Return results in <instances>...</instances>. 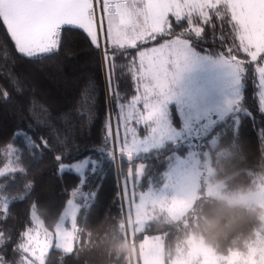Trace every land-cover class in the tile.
Listing matches in <instances>:
<instances>
[{
  "label": "trees",
  "instance_id": "1",
  "mask_svg": "<svg viewBox=\"0 0 264 264\" xmlns=\"http://www.w3.org/2000/svg\"><path fill=\"white\" fill-rule=\"evenodd\" d=\"M172 19L173 31L191 40L190 47L199 54L218 58L233 43L230 25L216 21L219 27L215 33L210 26H205L204 34L195 37L184 30L186 21L176 24ZM85 37L82 31L68 32L63 35L58 54L33 63L19 56L0 25V86L9 93L6 100L0 98V160L5 159L4 147L21 129L37 140L40 136L48 138L53 149L33 151L23 136L16 138V144L24 149L18 165L23 172L14 178L0 179V206L7 205L6 217H0V255L6 264L25 262L19 246L24 242L21 236L29 227L31 213H36L45 229L54 231L78 183L76 176L60 174L55 156L61 151L66 157L90 152L100 155L106 149L105 122L109 111L116 122L117 105L127 104L138 94V52L158 47L168 38L157 37L148 43L138 42L136 48L113 52L112 46L102 44L97 48ZM221 40H224L223 47ZM105 48L115 57L112 85L117 81L119 84L115 96L107 79ZM244 55L241 52L238 58L243 59ZM243 82L236 111L196 139L203 142L196 143V147H201L198 154L201 162L205 157L210 161L209 182L223 183L224 191L230 194L255 192L264 185V112L256 96V72L251 65L244 72ZM109 98H112L110 109ZM168 118L174 128L183 127L174 104L169 107ZM49 119L51 126L46 123ZM54 129L60 133L68 129L69 134L63 137ZM138 132L145 138L149 127L141 125ZM213 138L214 145L209 141ZM189 143L169 141L149 152L133 154L130 161L118 154L115 160L104 156L100 169L103 176H92L88 182L87 190L99 191L94 206L88 199L78 200L74 251L66 253L53 247L46 255V264H141L140 245L147 236L162 237L164 264H173L180 251H185L183 259L187 260L190 238L202 240L216 255L248 253L258 232H264V209L204 195L202 186L193 206L180 219L172 220L165 210L156 209L140 232L131 226L127 228L122 201L125 178L135 201L150 188L160 189L175 158L190 153L193 145ZM140 164L142 174H139ZM124 197L126 200L127 196ZM120 243L126 245L125 250L116 247Z\"/></svg>",
  "mask_w": 264,
  "mask_h": 264
},
{
  "label": "snow or ice",
  "instance_id": "2",
  "mask_svg": "<svg viewBox=\"0 0 264 264\" xmlns=\"http://www.w3.org/2000/svg\"><path fill=\"white\" fill-rule=\"evenodd\" d=\"M172 18L176 24L186 21L184 30L195 37L204 34L205 26H210L215 33L219 27L216 21L230 25L233 43L227 52L222 51L225 61L232 65L238 76L251 65L258 76L259 86L264 89V0H0V25L19 56L33 63L58 54L63 35L73 31H82L97 48L101 47L99 34H104L113 52L136 48L138 42L148 43L157 37H168L158 47L138 52V94L127 104L117 105L115 124L111 122L112 113L109 111L105 122L106 149L100 155L90 152L66 157L61 151L55 156L60 174L70 173L77 178L71 196L79 194L81 199L90 200L94 206L99 191L87 190L88 182L92 176H103L100 169L104 156L115 160L118 154L120 158L127 156L130 161L142 145L152 143L167 130L163 106L173 98L171 85L185 70L184 62L190 55L191 46V40L173 31ZM220 42L223 47L224 40ZM241 52L245 54L243 59L238 58ZM103 55L108 65L109 88L115 96L119 89L118 81L112 85L115 57L109 55L107 48ZM8 97L9 93L0 86V98L6 100ZM260 99L264 104V92H261ZM111 103L112 98H109V109ZM46 123L51 126L50 119ZM141 125L149 127L151 135L147 139L139 135ZM54 131L63 137L69 134L68 129L63 133L59 129ZM20 136L33 151L53 150L48 138L40 136L37 140L28 131L18 130L13 141L3 149L5 159L0 160V179L14 178L23 172L18 165L24 149L16 144V138ZM122 195L128 196L130 202L134 197L133 192L129 193L127 178L122 184ZM68 203L71 205L72 201ZM6 215L7 205L4 204L0 206V217ZM31 217L29 227L21 236L24 242L19 247L24 253L25 264H29V258L36 264H46L51 238L42 230L34 212ZM73 242V233L68 232L57 239L56 247L71 252ZM0 264H6L3 255H0Z\"/></svg>",
  "mask_w": 264,
  "mask_h": 264
},
{
  "label": "rangeland",
  "instance_id": "3",
  "mask_svg": "<svg viewBox=\"0 0 264 264\" xmlns=\"http://www.w3.org/2000/svg\"><path fill=\"white\" fill-rule=\"evenodd\" d=\"M98 39L101 47L102 44L111 46L106 42L104 34H99ZM184 68L185 70L179 78L171 85L173 98L163 106V121L167 130L157 136L152 143L142 145L134 154L146 153L163 146L166 142L178 140L189 141L193 148L186 157L177 156L175 158L172 167L166 174L165 184L160 189L150 188L146 192L140 193L137 201L133 197L131 202L128 196L125 200L122 195L126 212V226L128 229L129 226L135 228L137 232H140L154 216L153 212L156 209L165 210L172 220L180 219L193 206L201 186L204 188V195L218 197L231 204L247 206L255 204L264 209V185L255 192L230 194L224 191L223 183L211 184L209 182L212 174L210 161L205 157L201 162L198 156L201 147H196V143H203L196 139L205 136L217 122L227 118L239 107L244 86V73L238 76L232 65L226 62L223 56L213 58L199 54L191 47L190 55L184 62ZM255 83L256 96L262 109L264 104H262L260 95L264 89H261L258 84L257 74ZM171 104L178 108L183 126L181 129L174 128L170 123L168 114ZM262 111L264 112V110ZM111 122L115 124L113 115ZM150 135L149 131L144 139ZM209 141L214 145L216 139L213 138ZM203 153L207 155L206 150ZM139 169V174H142V164ZM149 194L151 195L149 196ZM143 197L148 198L143 199ZM79 198L80 195L71 196L69 200L72 203L69 205L67 202L54 231L45 229L42 221L34 212L41 222L42 230L47 232L51 238L50 249L54 247L64 251L62 248L56 247V241L61 235L71 232L74 237L73 250L66 253L74 251L77 232L76 218L80 209ZM262 221L264 230V212ZM189 246V258L183 259L186 256L185 251H180L177 258L173 260V264H264V232H258L256 241L246 254L232 252L228 256L216 255L202 240L196 241L193 238H190ZM163 255L161 236H147L140 245L141 264H164ZM29 264H36V262L29 258Z\"/></svg>",
  "mask_w": 264,
  "mask_h": 264
},
{
  "label": "clouds",
  "instance_id": "4",
  "mask_svg": "<svg viewBox=\"0 0 264 264\" xmlns=\"http://www.w3.org/2000/svg\"><path fill=\"white\" fill-rule=\"evenodd\" d=\"M116 247H117L119 250L123 251V250H125L126 245L123 244V243H120V244H118Z\"/></svg>",
  "mask_w": 264,
  "mask_h": 264
},
{
  "label": "crops",
  "instance_id": "5",
  "mask_svg": "<svg viewBox=\"0 0 264 264\" xmlns=\"http://www.w3.org/2000/svg\"><path fill=\"white\" fill-rule=\"evenodd\" d=\"M105 40H106V37H105ZM107 43H109L107 40H106ZM110 44V43H109Z\"/></svg>",
  "mask_w": 264,
  "mask_h": 264
},
{
  "label": "water",
  "instance_id": "6",
  "mask_svg": "<svg viewBox=\"0 0 264 264\" xmlns=\"http://www.w3.org/2000/svg\"><path fill=\"white\" fill-rule=\"evenodd\" d=\"M122 201H123V198H122ZM124 205V204H123Z\"/></svg>",
  "mask_w": 264,
  "mask_h": 264
}]
</instances>
